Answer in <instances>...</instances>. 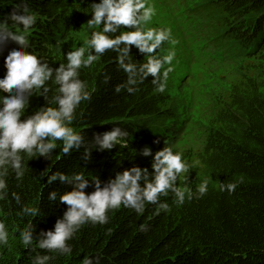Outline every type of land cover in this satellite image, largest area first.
<instances>
[{
    "label": "trees",
    "instance_id": "16d2710c",
    "mask_svg": "<svg viewBox=\"0 0 264 264\" xmlns=\"http://www.w3.org/2000/svg\"><path fill=\"white\" fill-rule=\"evenodd\" d=\"M90 2L29 0L38 14L37 24L29 35L32 49L53 66L65 62L64 53L81 46L89 36L86 22L90 18ZM14 3L15 0H0V17L10 13ZM214 5L215 16L223 19L229 38L240 44L244 45L243 35L249 45L258 37L249 25L252 17L260 22L255 27L256 33L264 32V0H214ZM194 26L199 28L198 22ZM261 44L264 47V38ZM16 46L9 42L0 54V77L6 72L4 57ZM132 53L134 60L143 61L144 56L135 46ZM115 55L109 51L92 68L81 71V78L95 91L92 100L82 102L77 109L73 126L91 140L95 133L119 125L129 131L128 147L93 150L91 161H84L83 149L65 155L60 150L62 144L57 142L51 160L44 157L30 160L22 181L9 177L10 191L18 192L23 203L40 209L39 216L33 218L37 235L40 230L54 228L67 208L66 204L47 198L52 190H71V186L59 181L49 184L47 177L53 172L83 171L88 178L99 177L106 182L116 172L134 165L151 170L152 158L138 154L145 146L152 147L155 153L166 143L179 151L175 129L167 126L177 115L168 85L160 93L149 76L136 93L128 94L126 90L116 93L115 85L127 77L118 69ZM260 58L264 61V54ZM105 74L111 76L108 83L104 82ZM260 90L247 77L244 83L234 86L231 100L219 109L206 130L203 150L198 154L200 164L183 174L187 181L178 180L179 185L187 183L195 190L199 180L210 177L206 195L177 206L172 204L170 193L161 199L172 205L171 211L159 214L154 205H148L142 215L123 207L112 210L107 224H88L80 229L70 241L71 256L57 254L50 264H80L85 255H101V264H264V93ZM44 103L43 97L34 96L28 112ZM156 138L160 139L159 144L153 143ZM240 176L244 179L235 193L220 191L221 182L238 180ZM93 190V187L86 189L89 193ZM19 207L10 198L0 201V217L7 221L10 230L15 225L23 227L29 219L17 216ZM141 224H147L148 230L140 231ZM12 245L11 250L0 246V264H31L29 250L18 241H12Z\"/></svg>",
    "mask_w": 264,
    "mask_h": 264
},
{
    "label": "clouds",
    "instance_id": "9594fccd",
    "mask_svg": "<svg viewBox=\"0 0 264 264\" xmlns=\"http://www.w3.org/2000/svg\"><path fill=\"white\" fill-rule=\"evenodd\" d=\"M90 6V18L86 22L89 36L81 46L64 53L65 62L58 67L32 49L29 35L37 24L38 14L30 7L29 0H15L12 11L0 17V54L9 42L17 45L4 57L6 72L0 77V201L14 200L20 205L17 216L29 218L23 227L15 225L10 230L7 221L0 217V246L11 250L12 241H18L29 250L31 264H50L57 254L71 256L70 241L80 229L88 224H107L112 210L123 207L142 215L148 205H154L159 214L172 208L161 197L171 193L172 204L180 206L186 200L202 198L209 191L210 177L199 180L195 190L187 183L178 184L180 179L187 181L183 174L195 168L196 162L189 163L174 145L165 143L155 153L152 147L145 146L138 154L152 158L151 170L134 165L116 172L106 182L99 177L88 178L83 171L71 174L55 171L48 176L49 184L59 181L71 186V190L48 193L49 201L66 204L67 208L57 218L54 228L40 230L37 235L33 218L39 216L40 209L23 203L18 192L10 191L9 177L22 181L30 160L39 157L51 160L57 142L62 144L60 150L65 155L83 149L84 161H91L93 150L128 147L129 131L119 125L95 133L91 140L73 126L77 109L82 102H90L95 91L81 78V71L92 68L111 51L116 54L114 61L118 69L127 77L115 85V92L126 90L128 94L139 91L149 76L153 77L155 90L164 93L174 71L175 50H165L164 45L176 41L171 28L150 26L156 8L149 0H92ZM133 46L144 56L143 61L133 59ZM110 80L111 76L105 74L104 82ZM34 96L43 97L45 103L29 113ZM153 143L159 144L160 139ZM243 179L240 176L238 180L221 182L220 191L235 193ZM89 187L94 188L90 193L86 191ZM147 230V224L140 225V231ZM101 260V255H85L80 264H101Z\"/></svg>",
    "mask_w": 264,
    "mask_h": 264
},
{
    "label": "rangeland",
    "instance_id": "374dc122",
    "mask_svg": "<svg viewBox=\"0 0 264 264\" xmlns=\"http://www.w3.org/2000/svg\"><path fill=\"white\" fill-rule=\"evenodd\" d=\"M208 1L149 0L156 8L150 26L171 28L176 41L164 45L165 50L172 48L176 53L168 91L177 115L167 126L175 129L179 151L196 164H200L198 154L203 150L206 130L219 109L231 100L234 86L244 83L247 77L264 93V64L258 58L240 64L237 57L231 56L242 50L225 34L223 19L215 16L217 7L210 3V11L203 10L200 4ZM195 22L199 28H195ZM201 39L205 44L196 50Z\"/></svg>",
    "mask_w": 264,
    "mask_h": 264
},
{
    "label": "bare ground",
    "instance_id": "6f19581e",
    "mask_svg": "<svg viewBox=\"0 0 264 264\" xmlns=\"http://www.w3.org/2000/svg\"><path fill=\"white\" fill-rule=\"evenodd\" d=\"M201 40H203V41L200 43V45L197 46V49L196 50H200L201 47L204 46L205 40L204 39H201ZM212 50H213L212 47L209 46V54H211V55H212ZM218 56H219V54H218Z\"/></svg>",
    "mask_w": 264,
    "mask_h": 264
}]
</instances>
